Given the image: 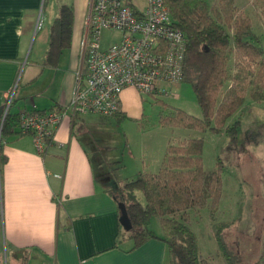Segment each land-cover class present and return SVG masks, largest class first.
I'll list each match as a JSON object with an SVG mask.
<instances>
[{
	"label": "crops",
	"instance_id": "0c3cea01",
	"mask_svg": "<svg viewBox=\"0 0 264 264\" xmlns=\"http://www.w3.org/2000/svg\"><path fill=\"white\" fill-rule=\"evenodd\" d=\"M92 1L0 0V264H171L169 246L160 238L135 250H131L134 242H124L127 233L122 230L119 204L110 190L140 172H156L168 145L175 139L163 138L151 165L155 170L135 155L132 170L126 164L122 165L121 174H116L110 164L122 161L118 156L114 160L111 156L105 158L102 144L89 131V124L94 128L100 126L96 117L99 114H74L70 109L77 74H85L87 58L83 43ZM62 5L72 6L74 10L70 48H76V52L80 49L81 53H64L70 49L67 48L55 63L49 64L51 28ZM42 12L47 30L40 38L37 32ZM33 39L35 45L40 39L36 53L32 52ZM105 40L109 41V37L104 39V47L117 42L104 44ZM20 70L23 74L14 88ZM175 86L170 88V95ZM130 90L144 97L134 87L125 88L120 97L122 111L123 97ZM13 93L6 113L7 98ZM29 95L30 102L26 100ZM33 109L67 113L42 155L37 153L32 135H20L13 129L8 133L1 130L8 113L18 115L19 120L21 113ZM108 153L111 154L110 149ZM206 208L211 209L210 206L203 209ZM197 211L190 212L191 223L198 217ZM230 225L223 227L224 233ZM212 229L209 232L214 235ZM154 231L159 237L164 236L162 222V232ZM239 236L241 232L236 235L240 239ZM197 238L201 254L214 263L198 235ZM215 240L218 250L224 254L217 236ZM245 240L250 242L251 237ZM257 263L261 260L253 261ZM223 264H229L227 258Z\"/></svg>",
	"mask_w": 264,
	"mask_h": 264
},
{
	"label": "trees",
	"instance_id": "16d2710c",
	"mask_svg": "<svg viewBox=\"0 0 264 264\" xmlns=\"http://www.w3.org/2000/svg\"><path fill=\"white\" fill-rule=\"evenodd\" d=\"M164 1L172 12L175 26L186 34L182 82L193 85L202 114L195 115L170 106L169 112L160 117V123L214 134L227 132L233 141L238 140L240 121L236 114L243 109L248 97L253 102L264 101V41L255 31L252 17L236 0ZM73 21L72 6L62 5L51 28L49 64L55 63L60 54L71 47ZM233 55L238 60L235 73ZM229 81H232L231 85H227ZM153 97L167 109L162 97ZM115 116L120 120L126 117L121 101ZM17 120L18 115L8 113L3 133L11 132ZM204 150L203 138L179 137L168 145L156 172H140L110 190L118 204L126 205L133 224L130 232L134 246L131 250L160 238L169 246L171 264H214L201 254L197 235L190 226L192 210L210 206L214 212L223 198V166L218 165L208 172ZM136 191L144 195V204ZM153 217L161 218L163 237L149 227ZM225 226L217 232V240L229 264H237L241 262L239 254L230 249L221 234Z\"/></svg>",
	"mask_w": 264,
	"mask_h": 264
},
{
	"label": "rangeland",
	"instance_id": "374dc122",
	"mask_svg": "<svg viewBox=\"0 0 264 264\" xmlns=\"http://www.w3.org/2000/svg\"><path fill=\"white\" fill-rule=\"evenodd\" d=\"M48 1L50 3V0ZM127 1L131 6L141 11L146 9L148 3L147 0ZM236 1L250 14L255 31L262 36L264 41V0ZM43 12L40 19L44 20ZM43 25L44 21H40L37 32L40 34V38L47 30V24ZM121 36L116 31L106 32L105 38L109 37L110 42L105 40L104 44H109L114 40L118 41ZM39 42L40 39L35 45L33 39V53H36ZM64 53L81 52L80 49L76 52V48L72 47ZM237 62V58L233 55V73L237 72ZM22 74L23 70H20L14 88L18 86ZM22 83L24 84V82ZM23 84L20 89L24 88ZM231 84L232 81L227 83V85ZM173 93L175 94L172 95ZM172 94L160 98L168 105L166 109L163 105L156 103V98L151 95L142 97L135 90L127 91L123 97V112L126 117L120 120L117 116L97 115L100 126L94 128L89 124V131L94 134V139L102 144L101 147L106 152L105 158L108 159L111 156L114 160L118 156L122 161L120 163L112 161L110 164L115 173L117 172L116 174H121V170L124 169L122 165L129 164L128 169L132 170L135 155L138 158L142 157L146 164H150L149 168L155 170V167H151V165H154L156 153L159 152L165 136L177 139L178 136L187 134L190 137L203 138L206 170L211 172L218 165L223 166V199L218 214L217 210L213 212L208 208L201 209L195 212L198 217L196 220H192V223L190 222V226L205 246V252L212 255L211 260L214 264H223L227 258L218 250L219 247L215 240V234L224 224H231V228L221 234L226 237L230 247L239 254L237 255L241 262H237V264H253L255 260H261V263L264 264V101L253 102L248 97L243 109L236 114L240 125L238 140L233 141L227 132L214 134L210 131L200 132L161 124L160 117L169 112L170 106L182 108L195 115L202 114L192 84L182 82L174 87ZM31 95L26 97L29 102L32 99ZM94 125L97 124L94 123ZM109 149L111 154L108 153ZM136 193L140 202L144 204L145 198L142 192L136 191ZM213 215L214 218H212ZM211 220H214V225H211ZM149 227L162 232L161 218L153 217ZM211 227L215 232L214 235L213 232H209ZM240 232L242 236H239V239L236 235ZM126 233L124 242H134L131 232L127 231ZM249 236L251 237L250 242L245 240V237Z\"/></svg>",
	"mask_w": 264,
	"mask_h": 264
},
{
	"label": "built area",
	"instance_id": "2783aa9c",
	"mask_svg": "<svg viewBox=\"0 0 264 264\" xmlns=\"http://www.w3.org/2000/svg\"><path fill=\"white\" fill-rule=\"evenodd\" d=\"M147 1L144 11L131 6L127 0L92 1L83 43L87 58L85 74H77L70 106L74 114L113 117L119 111L125 88L134 87L143 95L163 97L171 93V87L183 81L186 34L175 26L164 0ZM107 31H116L122 36L104 47ZM13 94L7 98L6 113ZM66 114L60 110L25 111L13 131L32 135L35 149L42 155L53 142L55 129ZM4 120L5 117L1 130Z\"/></svg>",
	"mask_w": 264,
	"mask_h": 264
},
{
	"label": "water",
	"instance_id": "95a60500",
	"mask_svg": "<svg viewBox=\"0 0 264 264\" xmlns=\"http://www.w3.org/2000/svg\"><path fill=\"white\" fill-rule=\"evenodd\" d=\"M119 209L121 211L119 221L126 231H130L133 228V224L129 217L126 205L123 202L119 203Z\"/></svg>",
	"mask_w": 264,
	"mask_h": 264
}]
</instances>
